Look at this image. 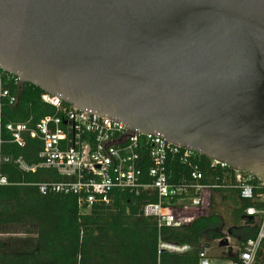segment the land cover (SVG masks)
Wrapping results in <instances>:
<instances>
[{"label": "water", "instance_id": "1", "mask_svg": "<svg viewBox=\"0 0 264 264\" xmlns=\"http://www.w3.org/2000/svg\"><path fill=\"white\" fill-rule=\"evenodd\" d=\"M0 65L264 180V0H0Z\"/></svg>", "mask_w": 264, "mask_h": 264}, {"label": "trees", "instance_id": "2", "mask_svg": "<svg viewBox=\"0 0 264 264\" xmlns=\"http://www.w3.org/2000/svg\"><path fill=\"white\" fill-rule=\"evenodd\" d=\"M8 87L18 102L9 105L0 98V154L6 157L1 169L9 180L0 189V264H199L203 246L231 236L243 247L257 235L259 222L245 214L252 202L240 197L234 182L213 190L207 215L177 227L159 225L156 217L140 215L141 205L157 201L155 196L117 190L108 203H95L84 210L75 194L41 192L39 184L54 178L52 170L38 167L25 171L16 160L38 164L42 143L27 136L25 145L19 146L12 141L6 124L34 125L52 114L54 107L42 100L45 92L33 84ZM206 162L208 158L202 156V181L218 182L222 171L210 169ZM171 172L181 176L188 169L176 164ZM160 241L189 244L191 249L184 253L159 251ZM220 257L238 259V252ZM255 264H264V239Z\"/></svg>", "mask_w": 264, "mask_h": 264}, {"label": "built area", "instance_id": "3", "mask_svg": "<svg viewBox=\"0 0 264 264\" xmlns=\"http://www.w3.org/2000/svg\"><path fill=\"white\" fill-rule=\"evenodd\" d=\"M18 85L20 78L5 71L0 65V98L9 105L18 102L9 85ZM42 100L54 107V112L40 118L34 125L29 122L6 124L12 141L24 146L26 137L42 143L40 162L28 165L22 158L16 160L25 171L38 167L51 169L54 178L39 184L41 192L48 190L72 193L84 210L95 203H108L117 190H129L133 196H155L157 201L141 205L143 216H153L159 225L182 226L199 216L207 215L215 188L234 185L239 195L252 204L245 214L259 222L255 238L248 239L238 251V259H212L203 246L199 264H255L257 252L264 239V180L233 170L217 159L208 158L210 169L222 171L218 182L205 183L200 171L202 156L198 151L169 142L159 134L130 131L122 121L112 120L65 103L60 96L44 93ZM6 160L0 154V189L9 184L1 169ZM176 164L188 173H168ZM178 176V178L176 177ZM189 244L160 241L158 250L184 253Z\"/></svg>", "mask_w": 264, "mask_h": 264}, {"label": "rangeland", "instance_id": "4", "mask_svg": "<svg viewBox=\"0 0 264 264\" xmlns=\"http://www.w3.org/2000/svg\"><path fill=\"white\" fill-rule=\"evenodd\" d=\"M228 238H229V246L228 247L227 246L219 247L218 240L212 242L209 255L210 256L213 255L215 257L221 256V255H223L222 253H224L229 248L232 249L233 253L238 252L240 247H241L240 244L233 237L228 236Z\"/></svg>", "mask_w": 264, "mask_h": 264}, {"label": "crops", "instance_id": "5", "mask_svg": "<svg viewBox=\"0 0 264 264\" xmlns=\"http://www.w3.org/2000/svg\"><path fill=\"white\" fill-rule=\"evenodd\" d=\"M218 241H219V240H218ZM218 244H219V243H218ZM206 247H207V251L210 252L211 245H207ZM231 250H232V249H231ZM232 252H233V251H232ZM225 253H226V251H225L224 253H222V254H225ZM211 258H212V259H215V260H225V259H222L220 256L215 257V256L212 255Z\"/></svg>", "mask_w": 264, "mask_h": 264}]
</instances>
